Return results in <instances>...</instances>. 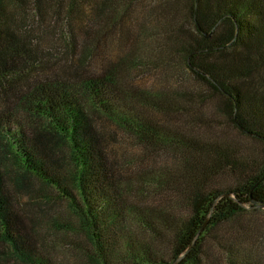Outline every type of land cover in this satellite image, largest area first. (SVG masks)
<instances>
[{"label":"trees","instance_id":"trees-1","mask_svg":"<svg viewBox=\"0 0 264 264\" xmlns=\"http://www.w3.org/2000/svg\"><path fill=\"white\" fill-rule=\"evenodd\" d=\"M0 264H264V0H0Z\"/></svg>","mask_w":264,"mask_h":264},{"label":"rangeland","instance_id":"rangeland-1","mask_svg":"<svg viewBox=\"0 0 264 264\" xmlns=\"http://www.w3.org/2000/svg\"><path fill=\"white\" fill-rule=\"evenodd\" d=\"M116 55H120L118 51L113 50L111 56L114 57ZM180 75V82L181 84V90H185V88H189L190 91L193 93H200L202 91L205 90L204 87H201L193 78H191L188 74H186L184 71ZM172 79L169 80L172 81ZM168 82V83H169ZM164 82L161 85V83H157L156 85H154L151 81V79H149V81L146 82L145 87L148 90H153L155 92H159L160 89H165L167 83ZM175 84H171L170 87L174 86ZM188 89V90H189ZM205 93H207V91H204ZM213 103V102H212ZM201 114H204L206 117L204 119H201L204 121V125L199 123V126H196L195 129L193 130V135L194 136H202V138L205 139H213V140H218V139H224V133L227 131V133L229 134V136L233 135V130L229 127L226 126L227 125V117L224 116V113L220 110L217 109L215 104L214 106H212L211 104H206V108L202 109ZM200 120V121H201ZM211 124V125H210ZM212 126V127H210ZM238 136V135H237ZM239 141H241V143L243 144L244 147L247 146H251V147H247V148H252V150L254 151V153L256 152V149H260L261 146L255 145L253 142H249L248 140H246L245 138H240L238 136L237 138ZM255 148V149H254ZM247 152V151H246ZM219 182V188L221 187H226L230 184H232V180L230 178H224L223 176H221V178L218 179Z\"/></svg>","mask_w":264,"mask_h":264},{"label":"water","instance_id":"water-1","mask_svg":"<svg viewBox=\"0 0 264 264\" xmlns=\"http://www.w3.org/2000/svg\"><path fill=\"white\" fill-rule=\"evenodd\" d=\"M206 36H208V35H206Z\"/></svg>","mask_w":264,"mask_h":264}]
</instances>
